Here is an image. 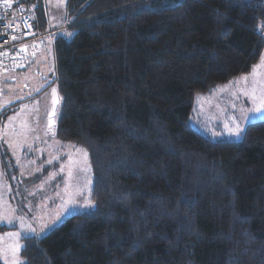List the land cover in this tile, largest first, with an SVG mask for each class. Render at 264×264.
Instances as JSON below:
<instances>
[{
  "label": "trees",
  "instance_id": "1",
  "mask_svg": "<svg viewBox=\"0 0 264 264\" xmlns=\"http://www.w3.org/2000/svg\"><path fill=\"white\" fill-rule=\"evenodd\" d=\"M32 4L36 32L59 29ZM65 9L67 31L43 39L59 96L54 138L86 150L93 208L23 238L24 264H264V120L238 140H213L189 121L196 94L259 61L264 0Z\"/></svg>",
  "mask_w": 264,
  "mask_h": 264
},
{
  "label": "rangeland",
  "instance_id": "2",
  "mask_svg": "<svg viewBox=\"0 0 264 264\" xmlns=\"http://www.w3.org/2000/svg\"><path fill=\"white\" fill-rule=\"evenodd\" d=\"M29 1L28 6L33 8L32 2L36 4L39 0ZM40 1L45 4L49 25L67 23L65 33L71 21L65 9L67 0ZM261 34L264 38V27ZM45 41L48 43L47 39ZM261 57L254 65L255 72L253 66L249 73L194 96L189 121L196 131L213 140H238L248 123L264 120ZM45 59L39 69L34 65L25 73L0 76V114L12 97L16 100L30 97L29 93L39 92L55 77L50 42ZM47 95L32 98L9 116L0 117V157L4 155L13 160L7 161L10 178H0V225L9 229L0 232L2 264H24L19 256L22 238L44 236L70 215L93 208L88 154L82 146L53 138L54 128L47 132L41 105L46 109ZM237 128L240 134L234 135ZM12 167L17 168V172Z\"/></svg>",
  "mask_w": 264,
  "mask_h": 264
},
{
  "label": "built area",
  "instance_id": "3",
  "mask_svg": "<svg viewBox=\"0 0 264 264\" xmlns=\"http://www.w3.org/2000/svg\"><path fill=\"white\" fill-rule=\"evenodd\" d=\"M34 14L25 4H10L0 0V74L17 72L30 61L27 47L33 48L45 37H53L58 30L36 32L33 27Z\"/></svg>",
  "mask_w": 264,
  "mask_h": 264
},
{
  "label": "crops",
  "instance_id": "4",
  "mask_svg": "<svg viewBox=\"0 0 264 264\" xmlns=\"http://www.w3.org/2000/svg\"><path fill=\"white\" fill-rule=\"evenodd\" d=\"M11 4V3H10ZM14 4V3H13ZM67 23L66 22H63V23H52L51 25H49V29H58L64 25H66ZM262 31V30H261ZM264 39V38H263ZM48 40V43H46V41L44 40L41 44H38L36 47L34 46L33 48H31L30 46L27 47V50H26V53L29 52V55H30V61L28 63V66L26 65L23 69L17 71V72H22V73H25L27 72L29 69H33V66L36 65L37 68H41L43 66V64L46 62V51H47V45L49 44V42L51 43L52 40L50 38L47 39ZM264 53V51H263ZM263 56V55H262ZM55 66V65H54ZM15 73V72H13ZM11 74V73H9ZM7 74V75H9ZM7 75H4V74H0V76H4V78H6ZM55 77L53 79H51V81H49V83H45L44 84V87L42 89H40L39 92L37 93H29V95H32L30 97H25V98H22L21 100H16V98L12 97V101L6 106V108H4V110L1 112L0 114V117L1 116H9L10 113L12 111H14L15 109H18L22 103H26V102H30L32 98H40L42 96V94H48L45 98V101L46 103L48 104L46 109H45V106L43 104L42 105V110H43V113H44V121L46 123V128L48 129L47 132H50V129L47 127V114H48V111H49V108H50V102H51V90L53 88H56L55 85L52 84V82L54 81ZM42 117V114L40 116V118ZM244 130V129H243ZM54 134V133H53ZM48 135V134H47ZM54 136V135H53ZM49 137V136H48ZM54 138V137H53ZM5 150V149H4ZM8 155V153H7ZM9 157V155H8ZM12 160L10 157L6 159V163L8 160ZM13 162V160H12ZM16 172H17V168H16ZM0 178H7L6 174H5V171L4 169L2 168V161H1V157H0ZM5 226V225H3ZM7 227V226H5ZM9 230L8 228L4 231H7ZM4 231H1V232H4ZM23 239V238H22ZM22 249V247H21ZM21 249L19 251V256L21 257L20 255V252H21ZM22 258V257H21ZM23 259V258H22ZM1 263V261H0ZM2 264V263H1Z\"/></svg>",
  "mask_w": 264,
  "mask_h": 264
},
{
  "label": "water",
  "instance_id": "5",
  "mask_svg": "<svg viewBox=\"0 0 264 264\" xmlns=\"http://www.w3.org/2000/svg\"><path fill=\"white\" fill-rule=\"evenodd\" d=\"M55 90V91H53ZM59 106V96L56 88H53L51 90V102H50V108L47 114V127L49 129L55 127V117L57 113V108Z\"/></svg>",
  "mask_w": 264,
  "mask_h": 264
},
{
  "label": "snow or ice",
  "instance_id": "6",
  "mask_svg": "<svg viewBox=\"0 0 264 264\" xmlns=\"http://www.w3.org/2000/svg\"><path fill=\"white\" fill-rule=\"evenodd\" d=\"M261 61H262V63H264V56L261 57ZM255 70H256V66H254V72H255ZM245 79H246V77H245ZM53 91H55V90H53ZM259 110L260 109H257V111H259ZM233 134L234 135H239L240 134V129L237 128L236 131Z\"/></svg>",
  "mask_w": 264,
  "mask_h": 264
}]
</instances>
